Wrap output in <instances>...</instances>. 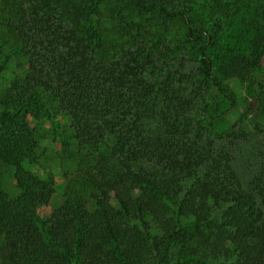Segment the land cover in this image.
Listing matches in <instances>:
<instances>
[{"label": "trees", "instance_id": "16d2710c", "mask_svg": "<svg viewBox=\"0 0 264 264\" xmlns=\"http://www.w3.org/2000/svg\"><path fill=\"white\" fill-rule=\"evenodd\" d=\"M263 59L264 0H0V264H264V151L256 197L214 128Z\"/></svg>", "mask_w": 264, "mask_h": 264}, {"label": "rangeland", "instance_id": "374dc122", "mask_svg": "<svg viewBox=\"0 0 264 264\" xmlns=\"http://www.w3.org/2000/svg\"><path fill=\"white\" fill-rule=\"evenodd\" d=\"M105 16L106 14H103L104 21ZM224 44H235L242 49L246 48V44L242 40L230 38L229 35H225L222 46ZM262 71H264V59L260 67L252 70L249 76L234 77L223 81L226 91L233 99V107L214 120L217 134L227 133L224 138L219 140V143L228 149L243 188L253 194L255 192L252 190L251 178L262 163L261 155L264 151V76L259 74ZM14 74H16V69L12 66L4 70L0 76V87L6 85ZM257 78L262 79L263 85V94L259 98H255L257 95L255 79ZM215 103L216 100L210 94L197 99L195 108L189 113L192 123L197 126L202 125L203 120L207 117L204 111H212L211 108L215 107ZM230 104L228 103L224 107H228ZM223 109L221 105L218 112ZM27 123L28 127H35L42 136V147L48 149L47 153L56 154L59 149L58 134L63 127L61 118L52 120L40 118ZM53 173L55 184L52 200L50 203L38 205L36 208L37 214L44 220L56 212V205L62 200L60 190L62 177L58 168L54 167ZM255 196L257 197L256 194Z\"/></svg>", "mask_w": 264, "mask_h": 264}]
</instances>
